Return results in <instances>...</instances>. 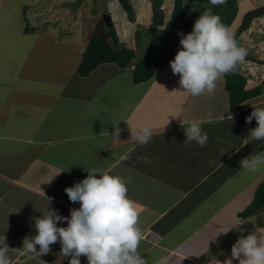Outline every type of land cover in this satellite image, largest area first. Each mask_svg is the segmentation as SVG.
I'll return each instance as SVG.
<instances>
[{"label":"crops","instance_id":"0c3cea01","mask_svg":"<svg viewBox=\"0 0 264 264\" xmlns=\"http://www.w3.org/2000/svg\"><path fill=\"white\" fill-rule=\"evenodd\" d=\"M54 2L22 4L20 16L5 10L7 0H0V237L11 249L8 257L13 264H69L60 243L40 256L26 252L23 241L37 234L35 220L48 207L70 218V210L80 204L69 201L65 188L96 170L131 178L128 197L141 206L139 251L147 264H160L165 257L167 264H215L216 259L223 264L241 235L264 228V206L241 216L264 185V168L251 173L240 165L264 145L249 137L256 120L246 123L254 108H264V101L252 103L263 95L232 105L223 75L213 93L194 97L172 73L175 56L141 84L133 79L135 60L133 69L102 64L81 77L77 69L91 36L59 34L61 23L55 19L62 14ZM237 2L239 9L253 4L242 15L238 11L239 26L243 15L264 7L257 0ZM263 18L254 21L264 27ZM254 38L249 46L242 41L245 59H264V40L260 34ZM252 64L249 75L264 73L263 62ZM247 88L252 89L249 83ZM193 120L201 121L208 134L204 149L185 143ZM144 126L153 130L147 145L131 138V131ZM57 226L67 227V222ZM80 260L88 264L86 257Z\"/></svg>","mask_w":264,"mask_h":264},{"label":"clouds","instance_id":"9594fccd","mask_svg":"<svg viewBox=\"0 0 264 264\" xmlns=\"http://www.w3.org/2000/svg\"><path fill=\"white\" fill-rule=\"evenodd\" d=\"M209 2L215 7L226 0ZM180 35L181 50L170 62V68L174 75L180 76L181 89L194 97L213 93L216 82L233 72L247 56L246 49L238 45L220 17L210 10L194 22L191 33ZM253 119L258 126L250 130L249 137L264 141V108H254L246 123ZM201 123L199 120L190 122L185 131V143L191 145L195 142L204 149L208 134L202 130ZM114 129L112 136L117 140L121 130L118 125ZM152 137L153 130L148 126L131 131V138L141 145L150 143ZM124 159L127 157L122 156L121 160ZM240 165L243 170L256 173L264 168V152L243 158ZM97 174L92 170L87 178L65 188L69 201L80 204L79 209L70 210V218L48 207L43 216L35 220L37 234L23 241L26 252L43 256L49 254L51 245L60 243V254L70 258L69 264H81V256L87 258L88 264H147L139 251L143 240L139 227L141 206L128 197L127 184L131 183V178L125 181L108 173H99L97 178ZM46 199L50 205L51 199ZM63 222H67V227L57 226ZM257 229L237 239L232 246L231 257L226 258L223 264H233V260H238L239 264H264V228ZM36 246H39V252ZM10 250L3 235L0 237V264H13L7 255ZM160 264H167V258H163ZM215 264L221 262L216 259Z\"/></svg>","mask_w":264,"mask_h":264},{"label":"trees","instance_id":"16d2710c","mask_svg":"<svg viewBox=\"0 0 264 264\" xmlns=\"http://www.w3.org/2000/svg\"><path fill=\"white\" fill-rule=\"evenodd\" d=\"M121 3L128 14L131 22L135 21L134 11L127 0H121ZM153 5L161 7L163 0H153ZM196 7L194 16L190 19V12ZM211 11L213 15H217L221 19V23L230 28L235 22L239 11L237 0H226L219 6H212L209 0H174V7L170 19L165 23L161 16L157 22L158 28L154 29L150 34L149 48L152 50L150 56L144 57L137 61L134 68V82L141 84L151 80L159 68L165 63L171 61L177 54L180 45V34L185 35L191 33L194 22L205 11ZM264 15V7L249 11L243 15L240 26L234 34L239 46L242 45L240 36L248 31L254 19ZM153 24L149 26V30ZM160 32V34H159ZM139 34V31H137ZM137 58L136 51L132 48L121 46L118 31L112 25L107 27L103 18L97 25L96 32L89 38L87 47L83 53L82 61L78 67V74L81 77H88L102 64H115L120 68H127L132 65ZM250 61V59H246ZM264 62V61H263ZM226 90L229 94V100L232 105H239L248 102L251 99L263 95V83L252 89H248V80L241 72V65L238 63L236 69L225 75ZM258 126V125H257ZM264 152V145L255 151V153ZM264 206V185H261L251 206L241 214L247 217L262 209Z\"/></svg>","mask_w":264,"mask_h":264},{"label":"rangeland","instance_id":"374dc122","mask_svg":"<svg viewBox=\"0 0 264 264\" xmlns=\"http://www.w3.org/2000/svg\"><path fill=\"white\" fill-rule=\"evenodd\" d=\"M127 1L133 8L134 16H135L134 22H131L129 20L128 14L124 9L121 0H55L54 3H57L55 6L56 12H60L62 14L55 19L56 22L60 21L61 23V28H60L61 32H59V34L67 35V38L70 39L71 37L69 35H72L74 33L76 34L80 33V35H82L83 37L88 38L92 34H94V32H96L99 21L105 15H111L112 18L114 17L113 25L118 31V34H120L121 46L123 45V47L132 48L136 51L137 54V58L135 59V64H136L137 61H140L144 57L150 56L151 53H153L152 50L149 48L150 34H152L154 29L156 28H158L159 30L161 29L159 28L157 22L155 23V20L156 21L160 20L162 16V18L166 23L170 19L174 7V0H163L162 8H164L165 17L161 15L159 18L155 17L154 15L153 8L158 6L153 5V0H127ZM31 2H35V0H7V4L5 5L4 8L5 10L7 9L9 11L11 9L12 13L16 14V12L19 11L21 12L20 6L22 4H27ZM257 2H259V4H264V0H257ZM9 5L12 8H9L8 7ZM252 6L253 4L251 2H247L241 5L239 9V14L240 15L244 14L246 10H248ZM17 8L19 10H15ZM195 9L196 7L192 8L189 14L190 19L193 18ZM64 11H66L67 13L65 12L63 16ZM51 12H52V8L50 10V13ZM54 14L55 11L52 14V17ZM148 14H149V18L147 17ZM240 15L236 19V21L232 24L231 27L232 34L236 31L235 28L239 26L240 18H241ZM62 19L63 21H66V26L63 24ZM148 22L151 23L147 24ZM58 23L59 22H57V24ZM57 24H55L54 26L57 27ZM152 24L153 26L149 30L148 26H151ZM137 31H139V34L137 33ZM247 34L248 35L245 34V36H247L245 38L246 46L247 45L249 46L250 42L254 43L255 41H257L254 38V36H256L257 34H260L261 35L260 39L264 40L263 23H259L258 20L255 21L253 20L252 27L251 29H249V32ZM248 38L250 39V41ZM73 48L75 47H71L69 51H73L74 50ZM75 56L77 55L73 54L72 58L74 57L75 59L76 58ZM250 60L251 62L246 61V59H244L242 62L239 63L241 65L242 74L248 76L247 80L250 85V88H252L253 85L256 87L261 83H263V87H264V73H261V75L255 73L253 74L254 76H252V74L249 75V72L252 71V67H253L252 62L258 64V63H262L264 59H250ZM129 68L133 69L132 66H130ZM127 73L126 76L129 77V79H131L130 71ZM260 98L258 100H254L252 103L258 104L260 102H263L264 92H263V97Z\"/></svg>","mask_w":264,"mask_h":264},{"label":"water","instance_id":"95a60500","mask_svg":"<svg viewBox=\"0 0 264 264\" xmlns=\"http://www.w3.org/2000/svg\"><path fill=\"white\" fill-rule=\"evenodd\" d=\"M153 10H154L155 17L159 18L162 15V9L160 7L159 8L158 7H154ZM103 20L106 23L107 27H111L113 25V18H112L111 15H105L103 17Z\"/></svg>","mask_w":264,"mask_h":264}]
</instances>
